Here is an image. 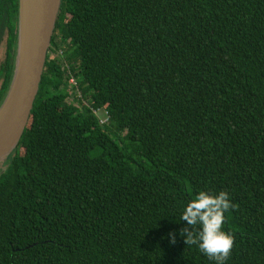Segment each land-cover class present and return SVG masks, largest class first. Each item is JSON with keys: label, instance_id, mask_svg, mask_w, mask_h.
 Masks as SVG:
<instances>
[{"label": "trees", "instance_id": "obj_1", "mask_svg": "<svg viewBox=\"0 0 264 264\" xmlns=\"http://www.w3.org/2000/svg\"><path fill=\"white\" fill-rule=\"evenodd\" d=\"M19 6L0 0V105ZM201 190L238 205L225 264H264V0H62L0 171V264H217L180 235Z\"/></svg>", "mask_w": 264, "mask_h": 264}, {"label": "water", "instance_id": "obj_2", "mask_svg": "<svg viewBox=\"0 0 264 264\" xmlns=\"http://www.w3.org/2000/svg\"><path fill=\"white\" fill-rule=\"evenodd\" d=\"M62 0H19L13 79L0 105V162L17 148L39 93Z\"/></svg>", "mask_w": 264, "mask_h": 264}, {"label": "clouds", "instance_id": "obj_3", "mask_svg": "<svg viewBox=\"0 0 264 264\" xmlns=\"http://www.w3.org/2000/svg\"><path fill=\"white\" fill-rule=\"evenodd\" d=\"M238 208L229 199V193L220 191H199L184 207L180 220L186 221V226L180 229L185 244L197 245L217 264H225L234 246V235L223 230L225 212ZM170 242L175 243V233L168 234Z\"/></svg>", "mask_w": 264, "mask_h": 264}, {"label": "flooded vegetation", "instance_id": "obj_4", "mask_svg": "<svg viewBox=\"0 0 264 264\" xmlns=\"http://www.w3.org/2000/svg\"><path fill=\"white\" fill-rule=\"evenodd\" d=\"M9 1V0H8ZM10 3V2H7ZM18 21H19V17H18ZM19 27V26H18ZM10 35V24L6 21L1 23V29H0V48L3 46V50H4V54L0 59V67L1 64L4 62L5 57L7 55L8 52V37ZM19 38V28H18V37ZM17 49H18V39H17V47H16V55H17ZM2 83V79L0 80V85Z\"/></svg>", "mask_w": 264, "mask_h": 264}, {"label": "built area", "instance_id": "obj_5", "mask_svg": "<svg viewBox=\"0 0 264 264\" xmlns=\"http://www.w3.org/2000/svg\"><path fill=\"white\" fill-rule=\"evenodd\" d=\"M51 53L53 54L54 57L55 56L59 57V58L63 57V49H61V48H56L55 52L51 50ZM65 64H66V66H68L67 63H65ZM69 81L72 85L77 86V79L73 75L70 76ZM79 95H81V94H79ZM93 112L100 118V121L102 124H105L108 122L109 115H108V112L106 110H104V109H93Z\"/></svg>", "mask_w": 264, "mask_h": 264}, {"label": "rangeland", "instance_id": "obj_6", "mask_svg": "<svg viewBox=\"0 0 264 264\" xmlns=\"http://www.w3.org/2000/svg\"><path fill=\"white\" fill-rule=\"evenodd\" d=\"M3 54H4V50H3V46L0 48V59H1V57L3 56ZM73 100V98H70L68 101H72ZM5 161H2V162H0V171L2 170V168L5 166Z\"/></svg>", "mask_w": 264, "mask_h": 264}]
</instances>
